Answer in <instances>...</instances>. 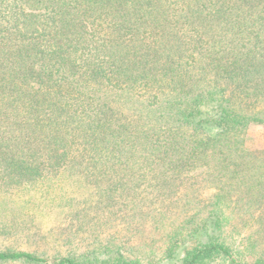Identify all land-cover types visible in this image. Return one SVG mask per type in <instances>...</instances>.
<instances>
[{
	"label": "trees",
	"instance_id": "trees-1",
	"mask_svg": "<svg viewBox=\"0 0 264 264\" xmlns=\"http://www.w3.org/2000/svg\"><path fill=\"white\" fill-rule=\"evenodd\" d=\"M254 123L264 125V0H0V207L30 196L24 207L56 206L93 237L57 264H242L224 233L264 221L252 212L264 211V151L245 144ZM199 170L210 203L166 207ZM7 211L6 222L34 224L33 211ZM119 218L152 230L137 245L133 233L106 242ZM19 260L48 261L0 252Z\"/></svg>",
	"mask_w": 264,
	"mask_h": 264
},
{
	"label": "rangeland",
	"instance_id": "rangeland-1",
	"mask_svg": "<svg viewBox=\"0 0 264 264\" xmlns=\"http://www.w3.org/2000/svg\"><path fill=\"white\" fill-rule=\"evenodd\" d=\"M246 148L249 151L254 152H263L264 151V125L262 124H251L246 130ZM198 171L194 176L191 177L189 181H186L184 184H178V190L171 197L174 198V202L170 201L165 203L166 207H169L170 210L175 212H181L182 210L189 209L191 206H200L203 207L205 204L210 203L212 195L216 192L215 189H208V185H204L202 175L204 173ZM169 191V190H168ZM168 192L167 194H169ZM191 194V198L194 199L193 205H185L186 194ZM120 191L114 190L111 192L112 198H119L118 195ZM107 196V195H106ZM242 196H246V193H242ZM108 197V196H107ZM246 198H249L247 195ZM29 200L30 196H21L14 194L11 198L5 197V202H9V204L4 203L0 207V214L8 213L7 209H16V210H24L26 209V213L33 214L34 224L30 223L26 218L25 224L31 226L28 228L19 227L18 222L12 219L8 214V222L6 219L3 220L0 217V252H26L30 254L37 255L41 258L47 259V263L45 264H57L55 263L61 256L70 257L76 256L80 257L91 248L93 243V237L89 236L88 238H84L82 234L77 232L76 228L69 226L70 222L66 219H63L62 215L59 213L61 211L56 206H53L52 212L48 211L50 209L43 208L42 206L37 208H26L25 205L21 203L22 200ZM191 199V200H192ZM189 200V202L191 201ZM201 202V204H199ZM116 203H120V200L116 201ZM117 204V209H119V205ZM232 207V206H231ZM6 208V211L4 210ZM244 209V208H243ZM232 209H229L231 211ZM263 210V209H262ZM244 210L239 212V215ZM255 215H264V211L258 212L257 209L252 210ZM231 213V212H230ZM229 213V214H230ZM1 216V215H0ZM234 216V215H233ZM264 219V216H263ZM22 224V221L20 222ZM113 226H116L113 229H105V233L102 235V239L106 242L109 241V238H113L118 242H125L131 236L130 234L136 235L135 239L133 238L130 241L131 245H137L138 240L143 235H148L151 230V225H138V221H133L132 224L136 227H140L141 233H134L133 229L129 226L127 220H123L119 218L118 221L112 223ZM111 224V225H112ZM7 225L8 231H4L1 226ZM237 226V227H236ZM169 228H164V232L168 231ZM40 231V232H38ZM162 231V229H161ZM139 232V231H138ZM225 236L230 237V242H233L236 245L235 248L232 249V253L237 262L242 264H254L257 261H264V221L262 223H251V222H235L234 226H226L225 227ZM254 235L252 240H248V236ZM48 235L50 238L44 239V236ZM137 241V242H136ZM0 264H34L26 261H8V262H0ZM211 264H230L228 259L224 260L221 257H218L217 260L212 261Z\"/></svg>",
	"mask_w": 264,
	"mask_h": 264
}]
</instances>
